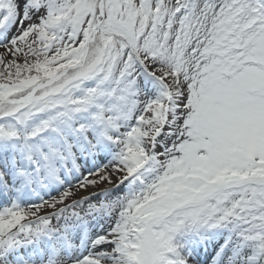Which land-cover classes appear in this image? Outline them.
I'll return each mask as SVG.
<instances>
[{
	"label": "rangeland",
	"instance_id": "obj_1",
	"mask_svg": "<svg viewBox=\"0 0 264 264\" xmlns=\"http://www.w3.org/2000/svg\"><path fill=\"white\" fill-rule=\"evenodd\" d=\"M263 39L264 0H0V179L42 197L0 212L12 219L0 264L27 237L57 246L99 214L129 232L106 231L89 264H175L172 243L201 234L213 262L264 264V90L211 64L256 65ZM103 160L105 174L78 168L43 195ZM125 183L124 207L101 196Z\"/></svg>",
	"mask_w": 264,
	"mask_h": 264
},
{
	"label": "bare ground",
	"instance_id": "obj_2",
	"mask_svg": "<svg viewBox=\"0 0 264 264\" xmlns=\"http://www.w3.org/2000/svg\"><path fill=\"white\" fill-rule=\"evenodd\" d=\"M250 10L256 12L255 7L250 6ZM256 53V57L259 60V62L256 65L251 64V57L246 56L245 58L242 59V57L238 56H233L229 60L228 67L226 69H219L218 68V61L220 58L219 53H213L212 55V71L216 74L218 72H225L228 77H230L232 80H234V75L238 73H246V75L250 77H256L254 80L248 83L246 86V89L248 91H256L259 90V88H263L264 90V39L260 43V45L256 46L254 49ZM225 55H223L226 59L229 58L228 54L224 52ZM83 161V160H82ZM81 163V162H79ZM105 163V160L102 161V163L93 165L91 167H86L82 163V165L77 166V168L73 169V174L74 176L72 178L65 177L63 178L64 182H62L59 185L52 184L51 189H52V194L59 196L62 191H67L69 187L73 186L77 181H79L80 178H78V174L76 171L81 169V171L86 172L87 174L91 175H96L98 171H100L101 174H105V171L101 170L103 164ZM99 173V172H98ZM63 175V174H62ZM103 176V175H102ZM127 183V182H126ZM126 183L121 186L122 190L118 191V194H114L115 198L113 197L114 202H118L121 204L122 207L125 206L124 204V195L122 194V191L124 192V189L126 186ZM10 185H14L12 181L9 182ZM7 187L9 188L10 185L6 184ZM55 186V187H54ZM93 187V186H92ZM114 187V184L112 185V188ZM116 188V187H114ZM6 188L4 187L3 190ZM13 190V189H12ZM119 190V189H118ZM110 191V190H109ZM1 192V189H0ZM9 192V191H8ZM27 192V191H25ZM105 193L103 191L101 193V196ZM9 194V193H8ZM49 195L48 192H45L44 195ZM126 194L130 197H132L135 194V191L129 190L126 188ZM4 196V197H1ZM3 198V199H2ZM39 201H41V197L38 198ZM91 199V197H90ZM9 202L10 198L6 195H2L0 193V207H3V201ZM24 205L29 207L34 206L36 203L35 198H29L25 197L23 200H20ZM28 209V208H25ZM51 209V208H49ZM36 211L38 210L37 208L35 209ZM37 212H40L39 210ZM49 214V213H48ZM12 219L8 220H3L1 219L0 221V231H9L10 230V221ZM127 217H123L121 220L117 219L114 220L112 217H105L104 215L101 216V214L97 215V218L91 217L88 219V225L85 228H67L64 229L63 234H64V241L61 243V245H57L55 247H51V243H47L44 241H40L36 243L32 247L34 248V254L31 255L30 258H27V264H89L91 258L93 256L97 257V252L99 251L98 248H95L93 245L96 240L98 241H103L101 242L102 247H106L107 242L105 240L108 238V236L103 237V234L107 231L108 234H111L113 236H123L124 233H128L129 226H127ZM121 221V222H120ZM113 222V223H111ZM83 231L82 233H80ZM82 234V236L85 234V242L82 247L81 245H77V236L78 234ZM119 238V237H116ZM79 240V238H78ZM81 243V242H79ZM194 243L191 242H185L184 240L182 241H175L173 242L172 246L178 247V250L174 255L172 256V260L174 259L177 261L175 264H184V258L183 254L187 253L188 250H201L200 254L196 256H193L190 264H226L227 260L226 257L223 256L220 258L217 262L212 261L213 257V251L216 248L215 244L212 246H208V250L206 251V248L204 247V244L198 243L197 245L194 246ZM60 244V243H59ZM64 246V247H63ZM65 246H68L67 249L70 251H75L76 254L70 259L64 256L63 250L65 249ZM96 252V253H95ZM0 256H1V251H0ZM12 256H8V259L11 258ZM103 258V257H102ZM170 260V259H169ZM183 260V262L181 261ZM188 261V260H187Z\"/></svg>",
	"mask_w": 264,
	"mask_h": 264
},
{
	"label": "trees",
	"instance_id": "obj_3",
	"mask_svg": "<svg viewBox=\"0 0 264 264\" xmlns=\"http://www.w3.org/2000/svg\"><path fill=\"white\" fill-rule=\"evenodd\" d=\"M44 80V79H43ZM43 82V81H42Z\"/></svg>",
	"mask_w": 264,
	"mask_h": 264
}]
</instances>
